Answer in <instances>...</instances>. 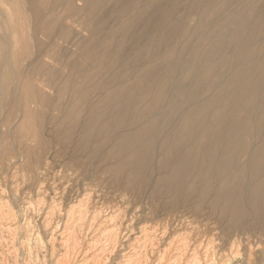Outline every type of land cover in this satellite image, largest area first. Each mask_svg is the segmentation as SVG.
Wrapping results in <instances>:
<instances>
[{"label": "bare ground", "instance_id": "obj_1", "mask_svg": "<svg viewBox=\"0 0 264 264\" xmlns=\"http://www.w3.org/2000/svg\"><path fill=\"white\" fill-rule=\"evenodd\" d=\"M4 1L9 2L11 14L5 15V11L4 15L0 14V111L8 108L7 118L3 121L5 124L12 115H20L19 124L17 128L14 127L17 129L15 134L36 136L31 126L33 114L29 109L30 103L54 106V109L64 111L59 126H70L72 117L79 114L76 109L79 107L70 102L71 96L67 106L61 104L60 98L68 93L77 95L85 111L81 118L82 130L74 146L96 142L89 145H94L91 148L92 157L102 151V146L106 147L101 154L103 160L111 163L107 172L114 177V183L122 181L125 187L139 190L150 185L160 193L171 192L169 202L175 206L181 200V211L167 212V217L173 214L172 220L168 218L174 230L180 228L183 221H186V227L204 222L215 225L212 229L219 232L221 238L232 239V243L252 234L264 239V0H192L191 3L187 2L189 5H186L181 18L176 16L184 0H150L144 6L147 10L141 7L137 15L128 19L127 25H118L107 32L112 39L109 46L97 40L102 25L94 20L98 19L96 12L104 4L109 6L106 4L109 0H45L53 8L65 4L63 13L56 19V14H43L45 8L40 2L41 5L36 4L38 0ZM76 1L84 2L90 14L86 19L82 18L84 14L80 16ZM127 1L120 4L118 9L128 10L131 2ZM255 1L256 4H253ZM141 2L132 0L135 6ZM165 2L169 10L163 20L155 22L151 15L160 11L158 9L163 8ZM247 14L244 19L243 16ZM150 18L153 22L148 21L153 30H149L153 32L149 41L135 47L132 58L129 57L131 60H122L127 54V44L122 39L124 36L115 40L114 35L135 34L136 25ZM191 19L195 23L189 27L187 23ZM79 20L83 21L85 31L90 35L87 41L82 40L79 30L73 28ZM229 26L233 27L231 31H227ZM179 43H183L185 48H177ZM64 44L68 46L65 47L68 51L63 49ZM73 47L76 50H72ZM195 49L207 54L208 59H205L203 66L198 62H185L186 56H190ZM144 50L147 51L145 62L137 65ZM73 55L76 57L72 58ZM76 58L86 59L87 67L77 63ZM49 60L64 63L66 70L71 72V78L58 84L60 74L49 66ZM42 72L45 79L39 76ZM105 73L111 75L110 80L101 77ZM74 77L81 79L79 86L76 79L72 80ZM155 84L160 87L158 93L151 92L150 88ZM103 88L109 92L100 93L96 105L87 104L90 93L100 92L99 89ZM51 89H55V101V98L52 101L47 97L46 91ZM142 100L148 101L149 105L139 110L137 106ZM160 108H164L163 115L158 112ZM127 127L133 128L129 131L125 130ZM115 128H118V132L114 131ZM97 131L105 136L98 138ZM65 133L70 135L71 127ZM113 137V142L108 143ZM153 173L154 176H150ZM159 191L156 193L158 197ZM223 221L224 226L221 225ZM147 232V228L142 227L138 239L149 237ZM175 235L178 236V233ZM174 241L172 243L175 244ZM184 241L185 238L180 243L182 249L186 244ZM208 243L212 246L215 244L212 238ZM175 246L178 247L177 244ZM131 257L132 254L127 255L125 264L132 263Z\"/></svg>", "mask_w": 264, "mask_h": 264}, {"label": "rangeland", "instance_id": "obj_2", "mask_svg": "<svg viewBox=\"0 0 264 264\" xmlns=\"http://www.w3.org/2000/svg\"><path fill=\"white\" fill-rule=\"evenodd\" d=\"M44 1L45 0L42 1L38 0L36 3V4L41 3L45 8V9L43 8L44 9V11H42L43 14L45 13L47 16L51 13H52L51 15L56 14L54 15L56 19L58 15L63 13L65 4L55 5V8H53L51 4L48 5L47 1L46 2ZM126 1L127 0H109L110 3L108 1L106 3L109 6H106L104 4L105 6L103 5L101 7V10L99 9L96 12L98 19H94L95 23H100V25H102L101 31L98 33L99 36H97L98 37L97 40H100L102 41V43L104 42V44L106 43V45L109 46L110 43L112 42V39L110 40L111 36H107V32L113 28H117L118 25H127L128 24L127 21H129L128 19L130 17L137 15L142 8L144 10H147V7L144 8V6L150 0H144L145 2L142 0L141 4H139L138 6L133 5L132 0H128L127 3L131 2V6L129 7L128 10L118 9L119 5L126 3ZM191 1L192 0H184L180 3L178 9L179 11L176 17L181 18L184 16L186 7L189 5L187 2L191 3ZM2 2H0L1 5L0 14L4 15V11L5 13H7L5 15L11 14L9 2H6L4 0ZM256 2L257 1H255L253 4H256ZM115 3H116V7H115ZM165 3L162 4L163 8L160 7V9H158L160 11L154 12L155 14L151 15V18L154 21L156 20L155 22L157 21L159 22L161 19L163 20V17L166 15L167 11L169 10V6L167 5V2ZM76 5H77V9L81 11L80 16L84 14L82 18L86 19L87 16H89L90 14L87 13L88 11L86 10L87 8L85 7L84 2L76 1ZM5 7H7L8 9ZM51 9L54 12L53 11L51 12ZM108 13L111 16L110 15L108 16ZM247 16L248 14L244 15L243 16L244 19H246ZM151 18L145 21L146 24L142 22L141 24L136 25L135 34L120 35L118 33L116 34V36L114 35L115 40L121 39L124 36L122 39L127 44V49H126L127 54H125L122 60L124 61L131 60L130 58H132L133 56L135 47H137V45L138 46L145 45L149 41L150 33L153 32L150 31L153 29L149 25L150 20L153 22ZM193 22L194 19L188 21L187 24L189 25V27L194 26ZM73 28L79 30L82 40L87 41V39H90V35L89 33H87V31H85L86 26L82 20H79L77 23H75ZM231 28L233 29V27L229 26L227 31H231ZM244 34L245 32L242 33L243 36ZM179 44L180 46L179 47L177 46V48L179 49L185 48V45L183 43L182 44L179 43ZM62 46L64 47L63 49H66L65 47H68L65 44ZM71 49L76 50L74 47ZM163 49L164 47L162 48V50ZM194 51L195 52L191 53L193 55V58H191L192 57L191 54L190 56L188 54L189 58H187L188 56H186L185 62L186 61H188L187 63L198 62L200 66H203V64H205V59L207 58V54L197 51V49H195ZM142 56L143 57L139 59L140 62L139 61L137 62V65H139L138 63H140V65L144 64L145 57L147 56V51L144 50ZM75 57L76 55L72 56V58ZM80 59L81 58H76L75 60H77V63H79L81 66L87 67L86 65L88 64L86 62V59H81V60ZM47 62L48 64H50L49 66L52 69L58 71V74H60L61 80L59 79L60 81L58 84H60L65 79L71 78V72L69 71L68 68H67L68 71L66 70L65 68L66 66L64 63L61 64L51 60ZM42 74L43 72L40 73L39 76L45 79V77L42 76ZM108 74L109 73H105L103 74L104 76L101 77L104 80L108 81L111 78V75ZM133 76H135V73L133 74ZM36 79H39V77H36ZM72 80H75L77 86L80 85L81 82L80 78L74 77ZM158 86L159 85L157 84H155V86L152 85V87L150 88L151 92L158 93L160 88ZM99 90L100 92L97 91L98 92V93L96 92L97 94L95 92L90 93V95L87 97V102L89 101L90 103L88 102L87 104L96 105V102L100 97L99 94L100 93L106 94L109 92L104 88ZM46 93L49 95L47 97H49V99L51 98L52 101L54 98H55L54 101L57 99L55 96L56 95L55 89L47 90ZM69 97H70V102L73 101V104L74 105L76 104V106L79 107L76 108L78 109L79 114L78 115L76 114L74 115V117H72L73 122L70 126L67 125L69 128L71 127L70 135L65 133L68 127L62 128L59 126L60 119L64 116L63 115L64 111L61 110L63 112H60L59 110L54 109L55 108L54 106L46 107L38 103L37 104L30 103L29 109H31L33 114L31 119V126L34 129L33 131L36 132L35 137H31V135L29 137H24L15 134L17 130L16 128L19 124L18 121L20 120V115L17 116L16 114H14L12 115L13 118L12 116L9 117V121L7 122L8 124L7 125L3 123V121H5V119L7 118L6 115L8 113V108L6 107L2 108V110L0 111L2 113L4 112V110H6L4 113H2V115L0 113V117H1L0 127L2 126L0 128V139H1L0 146H2L0 147L1 149L0 164L2 163L0 166V222H1L0 223V264H123V263L125 264L127 255H131V254L133 255V257H131V260L132 259L133 260L131 261L132 263L130 264H161V263L162 264H189V263L212 264V262L216 264H226V263L231 264V262L232 264H264V243H263L264 239L259 235L252 234L251 237L244 236L245 238L242 237L240 238V240L239 239L235 241L233 240L234 243H232V239H227L225 237L221 238L219 232L217 233V231L212 229L215 226L212 223H210L211 225L209 224L210 225L209 226L208 223L198 222V224L194 223L196 226L192 224L186 227L185 226L186 221H183L182 226L176 229L180 231L178 232L172 228L173 224L170 222V219L172 218L173 214L171 216H168L170 217V219L167 217V214L169 213V211H171L170 213H173L176 209H178V211L179 210L181 211V209H179V206H182L181 205L182 202L181 200H179L178 203L176 202V204H179L176 205L178 207H176L174 204H170L169 200L172 197L170 194L171 192L166 193L164 191L160 193L161 191L155 190L150 185H149L150 187L145 186L146 189L143 188V190L142 189L139 190L137 188L130 189L129 187L127 188V186L125 187V184L122 181L114 183L113 182L114 177L109 172H107L109 171V167H111V163L110 161L103 160V156L101 154L102 152L105 151L104 149L106 147L102 146L100 148V151L103 148L102 151L96 155H93L94 157L93 158L91 156V150H92L91 148H93L94 145L89 146L91 145L92 142L87 146L85 145L86 147L76 144L77 147L79 146L78 147L79 149L76 147V145L74 146L80 135L79 133H81L82 130L81 118H83L85 106L81 105L82 103H80V99L77 95H73L71 93H68V95L64 94L60 98L61 104H63L64 106L69 105L70 104L68 101ZM138 104L137 107L139 108V110H143L147 108L149 105L148 101H144V100H142ZM140 104L142 105L141 108H140ZM163 109L160 108L158 110L160 115H163ZM14 127L16 128L14 129ZM132 128L127 127V129L125 130L130 131ZM117 130L118 128L117 129L115 128L114 131ZM97 134L96 135L98 138H101L100 136H105L103 132L100 134V132L97 131ZM32 138L35 139L33 140ZM107 138L109 139V136ZM114 138L115 137H113L112 139L110 138L108 143L113 142ZM10 140L12 141V143ZM92 144H96V142L93 141ZM98 156H100V158ZM106 162L108 164H106ZM102 163L107 166L103 165ZM99 164H101L102 166ZM104 167L107 169H105ZM150 176L153 177L154 173L150 174ZM160 176H156V177H160ZM157 191H159L160 193V195L158 193L159 197L156 194ZM141 193L144 196H142ZM152 195L154 196V198ZM160 197L161 200L159 201ZM161 205L163 206L161 207ZM12 213L14 215H12ZM8 216L9 218L7 219ZM11 219L13 220L11 221ZM224 223L225 222L223 221L221 225L224 226L225 225ZM147 225L150 227H148ZM140 227L147 228V231L149 232V233L147 232L149 234L148 235L149 237H146V239H138L137 235L139 234V230L141 229ZM164 228L168 232L165 231ZM171 229L174 230L175 234L178 233V236L175 235ZM208 229L209 230L212 229V231H209ZM162 230L164 231V234H162L163 232ZM170 231L172 233H170ZM208 231L211 234L213 233V235L209 234ZM209 237H211L212 240H214L215 244L217 245L216 246L214 244L216 248L212 246L210 243H208L209 239H211ZM180 238L182 239L185 238L184 242H186V244L183 246V249L181 247L182 244L180 245V243H182L181 242L182 239ZM186 239L188 240L186 241ZM194 239L196 241H194ZM204 239L208 242H205ZM172 241H174L175 244L172 243ZM167 244H168V248H167ZM176 244L178 247L175 246ZM208 246L210 248H208ZM177 248L178 250H176ZM187 248L189 249V251ZM163 249L168 251L163 252L164 251ZM207 250L210 251L209 252L210 254L208 253ZM178 252L183 253V255ZM184 252L186 254H184ZM58 253L61 254L62 256L59 255ZM191 253H193V256ZM206 253L208 254L206 255ZM213 253L214 254L216 253L217 255L215 254L214 256ZM180 255L182 257H180ZM213 256L216 261L214 260ZM172 259H175V261Z\"/></svg>", "mask_w": 264, "mask_h": 264}]
</instances>
